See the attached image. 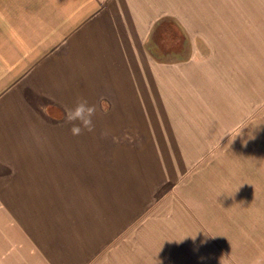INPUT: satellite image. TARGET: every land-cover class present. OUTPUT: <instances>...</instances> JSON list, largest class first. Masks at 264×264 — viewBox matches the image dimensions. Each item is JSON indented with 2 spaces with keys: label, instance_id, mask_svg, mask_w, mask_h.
Segmentation results:
<instances>
[{
  "label": "rangeland",
  "instance_id": "374dc122",
  "mask_svg": "<svg viewBox=\"0 0 264 264\" xmlns=\"http://www.w3.org/2000/svg\"><path fill=\"white\" fill-rule=\"evenodd\" d=\"M169 10L185 39L168 51L155 36L163 53L154 64L164 65L170 90L149 106L153 115L195 125L203 108L222 113L183 132L181 148L156 150L151 122L124 120L114 131L112 119L83 143L75 136L64 179L27 176L9 200L0 184V214H9L0 215V264H251L264 252V0H169ZM190 81L200 102L186 99ZM174 96L181 101L171 106ZM98 107L107 115L113 105ZM130 156L140 176L120 162Z\"/></svg>",
  "mask_w": 264,
  "mask_h": 264
},
{
  "label": "crops",
  "instance_id": "0c3cea01",
  "mask_svg": "<svg viewBox=\"0 0 264 264\" xmlns=\"http://www.w3.org/2000/svg\"><path fill=\"white\" fill-rule=\"evenodd\" d=\"M169 11V0L0 1L2 200H9L10 186L30 184L24 181L27 176L36 179L47 173L49 178L64 179L66 172L71 173L67 163L73 157L75 136L70 131L71 125L65 123V106H74L80 98L96 106L95 130L78 135L80 142L89 140L100 129L102 132L105 122L112 119L113 124L108 122V127L114 131L122 130L124 120L152 123L162 119L160 125L146 124L147 136L151 138L149 146L153 150L181 148L183 143L179 138L183 132L192 128L198 132L202 118L215 122L213 113L219 111L215 106L207 109L211 111L209 117L204 115L207 112L204 108L200 110L202 117L195 122L196 126L183 115L154 116L149 107L165 103L162 96L170 85L168 80L166 83V76L163 77L164 65L154 64V57L163 53L155 36L161 38L168 51L174 37L178 44L182 41L178 50L184 44V32L171 23ZM139 71L145 72L144 75L152 71L158 80L139 76ZM189 84L193 96L189 98L187 94L186 99L200 102L201 98L197 101L199 93L196 96L193 90L200 84L195 81ZM104 101L113 105L107 115L104 108L98 107ZM180 101L181 97L174 96L168 97L167 103L174 106ZM143 106H147L144 113ZM186 117L195 121L199 116L187 114ZM127 127L132 130L130 124ZM199 136L195 140L200 147ZM89 148L88 144L86 151ZM63 157L66 161H57ZM120 162L134 163L131 170L140 176L136 168L141 165L136 158H121ZM53 166L65 171L57 172ZM10 169L17 176L12 181L8 177ZM0 215L9 216L8 213Z\"/></svg>",
  "mask_w": 264,
  "mask_h": 264
},
{
  "label": "clouds",
  "instance_id": "9594fccd",
  "mask_svg": "<svg viewBox=\"0 0 264 264\" xmlns=\"http://www.w3.org/2000/svg\"><path fill=\"white\" fill-rule=\"evenodd\" d=\"M95 114L96 106L90 105L86 99L80 98L74 106H65V123L71 125L70 131L74 136H78L84 131L93 132L95 130V125L93 123ZM101 135L105 136L107 133H101ZM191 238L195 240L196 235L191 236ZM184 239L177 243L182 242ZM251 264H264V252L256 256L251 261Z\"/></svg>",
  "mask_w": 264,
  "mask_h": 264
}]
</instances>
